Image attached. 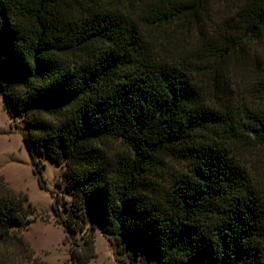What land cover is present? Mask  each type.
<instances>
[{"label": "trees", "instance_id": "obj_1", "mask_svg": "<svg viewBox=\"0 0 264 264\" xmlns=\"http://www.w3.org/2000/svg\"><path fill=\"white\" fill-rule=\"evenodd\" d=\"M263 31L264 0H0L5 108L23 117L31 155L66 162L72 208L117 261L264 264V201L233 154L264 145V109H214L199 83L221 84L231 52ZM256 89L264 101V76ZM7 193L0 248L25 247L31 205ZM75 248L88 264L93 243Z\"/></svg>", "mask_w": 264, "mask_h": 264}, {"label": "rangeland", "instance_id": "obj_2", "mask_svg": "<svg viewBox=\"0 0 264 264\" xmlns=\"http://www.w3.org/2000/svg\"><path fill=\"white\" fill-rule=\"evenodd\" d=\"M243 38L242 47L237 46L231 52L227 67L220 73L221 84L215 83L211 75L201 76L199 83L205 99L214 109L223 106L264 109V101L256 89L258 80L264 76V31L258 40ZM27 134L23 117L15 112L11 115L0 94V197L9 195L7 191L28 196L26 206L31 205L32 220L30 229L23 232L27 246L0 248V255H6L5 264H39L35 258L48 264H74L71 249L75 245L83 246L87 240L94 247V255L88 264H130L129 260L117 261L115 246L104 238L93 219L72 208L73 197L64 180L66 162L54 163L45 154L33 152L31 155L24 140ZM113 151L130 155L121 142L114 144ZM233 154L249 171L252 183L264 201V145L244 143L235 147ZM170 166L172 170H186L182 163ZM35 169L43 176L44 190L38 185ZM62 220L70 222L71 228H65Z\"/></svg>", "mask_w": 264, "mask_h": 264}]
</instances>
